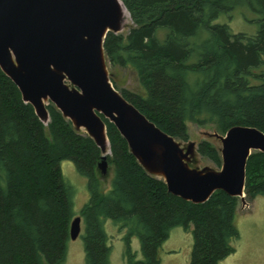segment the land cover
<instances>
[{
    "label": "trees",
    "instance_id": "obj_1",
    "mask_svg": "<svg viewBox=\"0 0 264 264\" xmlns=\"http://www.w3.org/2000/svg\"><path fill=\"white\" fill-rule=\"evenodd\" d=\"M121 1L133 26L127 35L109 32L104 51L113 69L136 76L137 91H120L130 104L182 142L190 123L214 125L223 134L233 127L264 133V0ZM244 7L257 17L255 35L216 22ZM46 108L47 125L0 68V264H64L76 217L84 227L85 264H110L108 220L126 230V264H161L159 251L175 228L192 233L189 264H219L236 251L239 198L217 191L194 204L172 195L103 118L113 171L106 188L98 170L102 149L54 105ZM197 151L221 166L210 143L201 142ZM65 160L87 179L89 201L78 216L75 190L60 167ZM245 195L250 201L264 197L262 152L248 159Z\"/></svg>",
    "mask_w": 264,
    "mask_h": 264
},
{
    "label": "water",
    "instance_id": "obj_2",
    "mask_svg": "<svg viewBox=\"0 0 264 264\" xmlns=\"http://www.w3.org/2000/svg\"><path fill=\"white\" fill-rule=\"evenodd\" d=\"M122 9L121 0H0V68L42 121L49 117L44 103L49 101L75 129H85L103 153L108 140L103 118L109 120L138 163L162 179L172 195L202 204L223 191L245 202L247 162L253 151L264 153V133L233 127L216 135L222 143L221 170L190 169L194 145L181 149L109 80L104 41L120 30ZM98 170L102 177L108 173L107 156ZM81 221H72L71 240L80 236Z\"/></svg>",
    "mask_w": 264,
    "mask_h": 264
},
{
    "label": "rangeland",
    "instance_id": "obj_3",
    "mask_svg": "<svg viewBox=\"0 0 264 264\" xmlns=\"http://www.w3.org/2000/svg\"><path fill=\"white\" fill-rule=\"evenodd\" d=\"M256 20L255 13L244 7L243 9L234 11L231 17H227L226 19V16H223L216 22L219 24H227L233 33H243L251 36L255 35L258 30ZM132 26L133 22L129 13H123L122 9L120 30L118 33L127 35ZM106 67L109 80L118 93L121 90H138V81L132 71L113 69L108 63ZM113 80L115 83H113ZM67 85L71 89L74 88L68 81ZM49 104L52 103L48 102ZM48 122L49 117L43 120L45 125ZM79 131L87 135L85 129H79ZM188 135L189 139L186 142L176 140L184 151L187 150L190 144L194 145L193 154L189 157V162H187L188 167L197 171H203L205 169L211 172H219L222 168V160L221 166L217 167L211 160L200 155L197 149L201 142H208L220 153L222 143L216 138V135L224 136V134L219 132L214 125L201 126L196 123H190L188 125ZM103 148L104 153L102 152V154L104 156L111 155L110 145L107 139ZM256 152L253 151L252 154ZM60 167L65 179L75 190L72 211L75 216H78L89 201L87 179L77 172L74 164L69 160L62 161ZM112 178L113 171L108 167V173L101 179L102 184L108 188ZM244 201L242 202L239 198L235 218V224L240 236L239 240L234 243L236 251L219 264H264V197H258L254 201H250L245 195ZM105 228L110 238V246L112 249L110 264H126L124 258L126 230H121L119 225L114 224L111 220L106 222ZM83 232L84 227L82 223L80 236L76 240H70L68 242L67 258L64 264H85ZM131 247L133 252L136 253L137 259L141 260V246L136 237L132 238ZM192 249V233L185 232L182 228H175L171 231L169 239L166 240L159 251L161 264H189Z\"/></svg>",
    "mask_w": 264,
    "mask_h": 264
},
{
    "label": "bare ground",
    "instance_id": "obj_4",
    "mask_svg": "<svg viewBox=\"0 0 264 264\" xmlns=\"http://www.w3.org/2000/svg\"><path fill=\"white\" fill-rule=\"evenodd\" d=\"M123 13H127V12L123 9ZM48 102H49V101H45V102H44L45 105H48Z\"/></svg>",
    "mask_w": 264,
    "mask_h": 264
}]
</instances>
